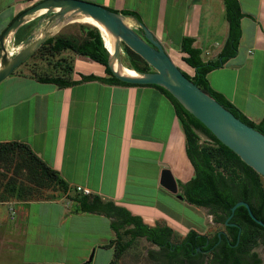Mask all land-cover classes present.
I'll return each instance as SVG.
<instances>
[{
  "label": "crops",
  "instance_id": "crops-1",
  "mask_svg": "<svg viewBox=\"0 0 264 264\" xmlns=\"http://www.w3.org/2000/svg\"><path fill=\"white\" fill-rule=\"evenodd\" d=\"M42 1L0 0V38L21 13ZM82 1L119 12H136L166 48L179 49L184 38H193L204 61L217 60L228 40L224 0ZM238 2L244 17L237 54L207 78L215 91L249 120L259 123L264 119V0ZM44 13L31 17L17 30L12 38L15 46L27 42ZM128 19L139 27L135 18ZM60 58L74 66L72 81L91 75L108 77L103 65L87 57L67 51ZM183 63L193 77L194 69ZM62 65L56 69L41 64L46 70L43 76L49 69L50 77L70 76ZM31 69L24 64L0 84V143L18 142L30 147L59 173L69 194L81 187L90 192L89 196L125 208L145 223L160 221L148 210H163L158 198L175 196L161 185L164 166L178 184L190 182L195 175L172 102L153 87L91 81L61 88L39 80L42 72ZM79 208L67 197L57 201L0 199V230L9 233L0 241V257L7 254L0 264H68L71 256L82 264L99 249L104 251L106 264H110L116 249L102 247L117 239L111 227L115 219ZM46 216H54L58 228L50 234L49 242H41L38 236L45 232ZM102 226L104 232L100 230ZM190 229L204 233L191 226L187 230ZM86 233L94 239L86 238ZM72 241H76L73 252Z\"/></svg>",
  "mask_w": 264,
  "mask_h": 264
},
{
  "label": "trees",
  "instance_id": "trees-1",
  "mask_svg": "<svg viewBox=\"0 0 264 264\" xmlns=\"http://www.w3.org/2000/svg\"><path fill=\"white\" fill-rule=\"evenodd\" d=\"M227 20L229 22V36L226 42L225 48L220 57L214 61H204L202 59V51L195 47V40L193 38L186 37L182 40L180 45L183 61L194 69L195 74L193 77L183 72V74L195 85H197L203 92L215 99L225 108L230 110L241 121L251 126L255 130L264 135V119L255 123L249 120L242 111L231 103L223 94L215 91L209 81L208 74L216 69L222 68L229 59L236 56L239 42L241 39V19L244 14L241 11L238 0H224ZM110 11L120 14L124 17L135 18L139 23H142L140 16L133 11ZM85 38L82 41H75L65 37L50 38L43 48H47V51L51 56H58L64 52H72L77 55H81L99 63L105 67L107 78H101L94 75L82 76L81 81H72L71 74L74 71L72 63L67 59L61 60L64 63L65 74L57 77L43 76L39 77V80L47 83H54L58 87L66 88L74 85H78L83 82L99 81L109 85H122V86H139L131 85L120 81L116 78L109 66V53L105 47L102 34L100 30L94 26L83 27ZM139 32L143 34V30L139 28ZM127 47V46H126ZM127 53L130 57V69L136 71L138 74H148L153 72L151 66L136 52L127 47ZM26 63V62H25ZM24 63V64H25ZM22 64V65H24ZM139 87H153L161 91L173 104L181 127L186 136L187 142V155L194 167L195 175L193 179L186 183H180L184 201L199 208L209 209L214 215H217L219 223H223L232 213L231 208L240 201L247 202L253 214L256 218L264 222V186L262 185L261 176L253 168L248 166L241 158L235 154L232 150L223 145L205 126L190 113L173 94L167 89L159 85H146ZM199 134L206 136L217 148L210 152L201 148L199 144ZM23 152L27 158V167L38 170L50 181L55 182L61 186L65 191L69 192L68 185L60 177L59 173L51 169L45 162H43L27 145L11 142L0 143V154L3 153H15ZM214 160L219 161V165L222 167L227 166L231 169V175L226 176L222 172H218ZM28 171V170H27ZM264 178V177H263ZM79 197L72 200L79 204V210L88 213L104 214L110 218H114L115 221L111 223L112 229L117 235V239L112 241L109 245H105L102 248L115 247L117 242L122 239L123 236L132 235V240L136 239L138 234L134 229L124 230L121 229L129 225H136L139 229L148 228L143 222L140 216L133 215L125 208L115 206L113 203H104L97 196L83 195L79 193ZM120 219H123L120 221ZM234 220L237 221L243 228L241 233V246L240 251L225 252L220 251L219 254L214 255L210 264H261V259L257 254L251 256L247 250L251 241L255 240V231L259 233L262 243L264 244V228L256 224L249 216L245 207H239L235 214ZM143 235V233H142ZM197 236L196 232H191L189 237ZM204 239L205 237H199ZM238 231L234 235V241L232 244L237 243ZM217 240V239H216ZM215 240V241H216ZM130 243V242H129ZM128 244L123 246L120 251L115 252V257L119 255L128 247ZM231 243L227 244V249H231ZM116 249V248H115ZM227 251V250H226ZM240 253V254H238ZM223 254L226 257L223 258ZM241 255V256H240ZM228 258V260H226ZM110 264H114L112 261Z\"/></svg>",
  "mask_w": 264,
  "mask_h": 264
},
{
  "label": "water",
  "instance_id": "water-1",
  "mask_svg": "<svg viewBox=\"0 0 264 264\" xmlns=\"http://www.w3.org/2000/svg\"><path fill=\"white\" fill-rule=\"evenodd\" d=\"M56 9H60V11H56ZM41 10H47V12L44 13L43 20L47 18L50 12H54L55 19L60 16L64 17L68 14H83L103 24L117 38L115 51L114 54H112L107 49L102 36L105 47L109 53V66L116 78L131 85H159L167 89L190 113L198 118L223 145L232 150L243 162L264 177V135L241 121L230 110L203 92L194 82L189 80L143 23H139V28L144 32L142 37L136 30L125 23L127 17L114 13L103 6L82 0H43L21 13L0 38V84L13 75L22 64L43 46V44L53 37L49 33V29L52 28L54 19L46 22L43 30H40V22L35 32L31 34L27 42L21 46L19 52L14 57L9 56L7 49V39L9 36L11 34L14 35L20 27L27 23L31 17L34 18ZM39 31L43 32L40 36H38V33H40ZM121 42H124L131 50L140 55L154 71L148 74H140L138 78H130L118 74L113 69L111 60L114 57L118 59ZM227 127H230L236 137L241 138V140L250 144L251 147L233 140L225 131ZM161 185L179 200L184 199V197L179 194V185L167 166H164L162 172ZM239 207H245L250 218L256 224L264 228V222L255 217L250 205L245 201H240L231 208L232 214L228 220L232 219ZM221 235L222 233L219 234V237H221ZM94 253L95 251H93L89 261L85 264L92 263Z\"/></svg>",
  "mask_w": 264,
  "mask_h": 264
},
{
  "label": "rangeland",
  "instance_id": "rangeland-1",
  "mask_svg": "<svg viewBox=\"0 0 264 264\" xmlns=\"http://www.w3.org/2000/svg\"><path fill=\"white\" fill-rule=\"evenodd\" d=\"M43 12H47V11H43ZM54 15H55L54 12H50L47 15V18L41 22V25H45L46 22L54 19L52 23L53 26L51 29H49V33L53 36L52 38L61 36L75 41H82L85 38L83 27L93 26L89 22L78 21L77 20L78 18H83L78 16V14L75 15L68 14L64 17L60 16L56 19L54 18ZM129 26H131V28L136 30V32L143 37V34L139 32L140 31L139 27L136 24L132 22L131 24H129ZM40 30H43V28L40 27ZM12 38L10 42L12 41ZM126 46L127 45L124 42L120 43V52L118 55V59H116V63L118 64L120 63L119 65L130 69L129 65L131 60L127 53L128 46L127 47ZM163 48L170 55L171 59L176 64V66L179 67L183 72L190 75L189 69H186L183 63L184 61L182 59L183 56L180 51V48L169 49L164 46ZM8 50L11 51V46L8 48ZM16 54H14V56ZM175 54L180 55L181 58L180 61L178 59L179 56L178 58H173ZM58 56H51L47 51V48H43V46H41L26 61L25 64L29 65L35 72L38 73L42 72L41 74L42 76L39 77H43L46 70L45 67H41V64H46V66H50V67L54 66L57 69L58 65L62 64L61 63L62 59L61 58L58 59ZM0 57H1V52H0ZM150 69L154 71L152 67ZM50 70L51 69H49L47 73L52 74V70L51 71ZM47 73L46 76L49 75ZM230 133L231 135L236 137L232 131H230ZM199 144L201 148L206 149L210 152L214 151L217 148L216 144H214L210 139H208L206 136L202 134H199ZM27 161L28 158L23 152L17 151L12 154L9 153L0 154V199H4L5 201H10L15 199L16 200L30 199L36 201H57L65 197L74 199L80 196L77 190L75 191L72 190L69 194V192L65 191L61 186L45 178V176L38 170L37 167L35 168V170L30 169V167L28 168ZM214 165L218 172H222L226 176L231 175L230 172L231 169L228 168L227 166L222 167L221 165H219V161L214 160ZM261 181H262V185L264 186L263 177L261 178ZM179 194H182L181 187L179 188ZM138 199L139 201H150L145 198H138ZM157 202H160L159 204L163 206L162 209L164 211L161 209H158L155 212L153 211L151 212V210H148V213H151L150 215L154 214L155 217H157V219L160 220L157 222H169L170 224H172L174 229L176 230V233L177 232L180 233L183 230L185 231V229L187 230L188 227L191 226L194 227L195 229L204 232L208 236H214V234H216L218 231L223 229V226L219 224V221L217 220L218 218L217 215H214L209 209L198 208L194 205L187 203L186 201L177 199L175 196H173L171 199L164 198L161 196L160 198H158ZM45 218H47V221L45 222V232L44 234H40L38 236V241L41 242H49L50 234L52 232L53 233L56 232V229L58 228L54 216H46ZM146 224L152 225L154 224V221L148 220L146 221ZM100 230L104 232L105 227L102 226ZM123 230L124 228L121 229L122 233ZM7 234L9 233L0 230V241L2 239H5L7 237L6 236ZM85 236L89 240L94 239V236H90L88 233H86ZM51 239L53 238L51 237ZM261 241L262 239L260 238L259 233L255 231V240L251 241L247 250L249 251L250 254L253 253L257 254L261 259L262 262L261 264H264V244ZM128 243H129L128 247H126V249L119 255V257H115L114 264H154L148 259L146 255L147 251H149L153 247L145 239L137 238L131 240L129 236H123L122 239H120L115 245L116 251L117 252L120 251V249ZM1 249L2 248H0V250ZM75 250H76V241H72L71 251L73 252ZM1 253L2 252L0 251V254ZM92 254L93 251L91 252V255ZM94 254L95 255L93 258V262L91 264H106L107 260L103 256L104 251L99 249L97 250V253L95 252ZM2 256H3L2 258L0 257V263H2V261L7 259V254L5 252L2 254ZM209 258L211 261V257ZM68 264H79V263L76 262L75 258L71 256ZM82 264H85V262Z\"/></svg>",
  "mask_w": 264,
  "mask_h": 264
},
{
  "label": "flooded vegetation",
  "instance_id": "flooded-vegetation-1",
  "mask_svg": "<svg viewBox=\"0 0 264 264\" xmlns=\"http://www.w3.org/2000/svg\"><path fill=\"white\" fill-rule=\"evenodd\" d=\"M228 218L223 223H219L223 226V229L214 234V236H208L194 229L187 230L186 233H183V231L176 233V230L165 222H155L152 225L145 223L148 226L146 229H139L133 224L126 226L124 230L134 229L140 234L136 239L142 238L151 244L153 248L147 251L146 255L154 264H210L209 257L212 259L214 255L219 254L222 250L227 253L232 250L240 251L242 249L240 236L243 228L234 220V216L230 220ZM122 220L120 219V221ZM193 231L198 234V237L196 235L189 237ZM236 231H238V238H240H237V243L234 245L232 242ZM220 233H222L221 237H219ZM202 236L205 238L200 239L199 237ZM129 237L132 240V235H129ZM228 243H231L232 246L230 250L227 249ZM225 257L226 254H223V258Z\"/></svg>",
  "mask_w": 264,
  "mask_h": 264
},
{
  "label": "bare ground",
  "instance_id": "bare-ground-1",
  "mask_svg": "<svg viewBox=\"0 0 264 264\" xmlns=\"http://www.w3.org/2000/svg\"><path fill=\"white\" fill-rule=\"evenodd\" d=\"M43 11H47V10H41L40 12H38L36 15H38L39 13L43 12ZM56 11H60V9H56ZM78 16L80 17H83V18H76L78 21H85V22H89L91 25H93L94 27L96 28H99L103 38H104V41H105V44H106V47L108 48V50L114 54V51H115V44H116V41H117V38L101 23L93 20L91 17L89 16H86V15H83V14H78ZM85 18V19H84ZM76 21V20H75ZM69 22V21H68ZM72 23V22H71ZM125 23L129 26V24L132 23V21L130 19L127 18V20L125 21ZM64 24V23H63ZM62 25V23H61ZM131 27V26H129ZM51 31V30H50ZM52 32V31H51ZM43 32H40L38 33V36H40ZM13 37V34H11L9 36V38L7 39V43L10 42L11 38ZM176 56V54H175ZM178 58V57H177ZM180 58V57H179ZM181 59V58H180ZM179 59V60H180ZM120 64V63H119ZM118 63H116V58H112L111 60V65L113 67V69L120 75L122 76H125V77H130V78H138L140 77V74H138L136 71L132 70V69H128L126 67H123L121 65H119ZM225 131L233 138V140L243 144V145H246V146H249L251 147L250 144H248L247 142H244L243 140H241V138H238V137H234L233 135H231L230 131H231V128L230 127H227L225 128Z\"/></svg>",
  "mask_w": 264,
  "mask_h": 264
},
{
  "label": "built area",
  "instance_id": "built-area-1",
  "mask_svg": "<svg viewBox=\"0 0 264 264\" xmlns=\"http://www.w3.org/2000/svg\"><path fill=\"white\" fill-rule=\"evenodd\" d=\"M11 46V51L8 50L9 56H14V54L18 53L21 49V46H15L14 43L11 41L8 43L7 49ZM76 190L79 193H82L83 195H90V192L88 190L82 189L81 187H77Z\"/></svg>",
  "mask_w": 264,
  "mask_h": 264
}]
</instances>
